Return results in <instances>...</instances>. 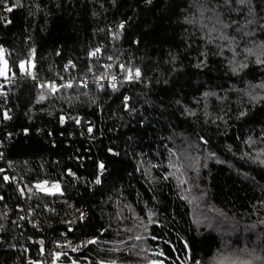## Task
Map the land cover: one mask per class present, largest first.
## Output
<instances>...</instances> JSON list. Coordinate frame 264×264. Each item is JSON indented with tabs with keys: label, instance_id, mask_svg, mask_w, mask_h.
Returning a JSON list of instances; mask_svg holds the SVG:
<instances>
[{
	"label": "trees",
	"instance_id": "trees-1",
	"mask_svg": "<svg viewBox=\"0 0 264 264\" xmlns=\"http://www.w3.org/2000/svg\"><path fill=\"white\" fill-rule=\"evenodd\" d=\"M0 48V264H264V0H0Z\"/></svg>",
	"mask_w": 264,
	"mask_h": 264
},
{
	"label": "built area",
	"instance_id": "built-area-1",
	"mask_svg": "<svg viewBox=\"0 0 264 264\" xmlns=\"http://www.w3.org/2000/svg\"><path fill=\"white\" fill-rule=\"evenodd\" d=\"M4 56L2 53V50L0 48V96L2 91L3 84L15 82L18 79V75L14 72H9L8 66L6 65V68H3V61ZM68 71V69H67ZM140 77L139 72H131L128 74L129 80H135ZM120 81V76L118 73H112V74H106L105 77H98L96 80V83L101 85L102 88L105 86H110L111 88H114L116 85H118ZM84 85L88 84V79L84 78L83 81ZM16 180V178H15ZM17 191L20 194L21 198L24 199L27 195V193H36V194H42L50 197H57L62 194V187L59 182L55 181H39L32 184H26V187L19 185L17 187ZM56 200H52L54 202ZM2 195L0 193V219L2 217ZM21 207V206H20ZM22 208V207H21ZM19 208V210H21ZM30 214H35V209L30 208L29 209ZM5 214H8V211L5 212ZM85 212H80L79 215H75L74 213L68 217L67 222L71 221H77L79 219H83ZM29 218V217H28ZM29 224L36 228L41 229V222L38 219H28ZM2 225L0 224V230ZM31 242H36L39 246V254L40 258L39 260H35L33 256L27 251L26 249V264H64L65 257L69 256L70 254H78L85 247H88L91 243L94 242L91 238H82L79 240H76L70 236H68L66 233H63L61 237L52 239L49 245L46 244L44 238H37L36 240H33L32 238L29 239Z\"/></svg>",
	"mask_w": 264,
	"mask_h": 264
},
{
	"label": "rangeland",
	"instance_id": "rangeland-1",
	"mask_svg": "<svg viewBox=\"0 0 264 264\" xmlns=\"http://www.w3.org/2000/svg\"><path fill=\"white\" fill-rule=\"evenodd\" d=\"M7 65L6 60L3 61V68L5 69ZM24 66V64H22ZM73 264H90L88 259L85 258H79L78 260H74Z\"/></svg>",
	"mask_w": 264,
	"mask_h": 264
}]
</instances>
